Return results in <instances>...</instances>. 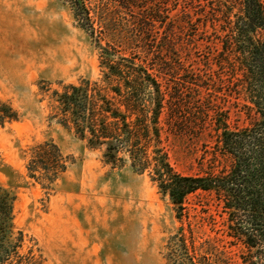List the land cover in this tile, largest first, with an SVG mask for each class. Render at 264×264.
<instances>
[{
  "label": "trees",
  "instance_id": "trees-1",
  "mask_svg": "<svg viewBox=\"0 0 264 264\" xmlns=\"http://www.w3.org/2000/svg\"><path fill=\"white\" fill-rule=\"evenodd\" d=\"M69 1L98 50L100 77L40 87L50 119L100 150L107 164L147 174L178 220L187 218L188 234L182 226L168 242L170 264H264V0H187L208 7L211 52L204 69L187 66L178 51L170 6L179 0ZM183 15L191 22L187 7ZM232 108L249 122L232 125ZM19 119L0 101L1 127ZM177 133L208 138L199 172L183 174L171 163L168 140ZM69 166L59 146L45 141L30 149L26 169L50 187ZM192 196L204 197L201 212L213 231L212 207L224 217L221 238L197 244L207 218L190 219ZM15 201L0 186V264H43L19 255L22 232L13 246L8 242ZM231 247H239L237 261Z\"/></svg>",
  "mask_w": 264,
  "mask_h": 264
},
{
  "label": "rangeland",
  "instance_id": "rangeland-1",
  "mask_svg": "<svg viewBox=\"0 0 264 264\" xmlns=\"http://www.w3.org/2000/svg\"><path fill=\"white\" fill-rule=\"evenodd\" d=\"M170 9L171 29L184 63L204 69L211 52V24L204 18L208 7L179 0ZM166 29H160V37ZM99 77L98 50L75 19L69 0H0V101L20 115L19 121L0 126V186L16 196L8 242L13 246L22 232L19 255H32L43 264H170L168 242L182 226L188 234L187 218L178 220L174 205L147 174H136L129 165L107 164L100 150L88 148L73 131L51 120L49 98L40 92L45 85L58 89L60 84ZM230 121L249 122L234 108ZM45 141L56 143L70 162L50 187L30 179L26 169L30 149ZM207 141L171 134L173 166L183 174L199 172ZM108 186L112 191H106ZM122 191L124 199L118 196ZM113 200L122 203L113 209ZM187 207L192 221L195 216L208 217L201 212L204 197H190ZM211 212L216 229L205 219L197 244L207 237H222L217 232L224 229V217L213 207ZM228 250L237 261L239 247Z\"/></svg>",
  "mask_w": 264,
  "mask_h": 264
},
{
  "label": "bare ground",
  "instance_id": "bare-ground-1",
  "mask_svg": "<svg viewBox=\"0 0 264 264\" xmlns=\"http://www.w3.org/2000/svg\"><path fill=\"white\" fill-rule=\"evenodd\" d=\"M111 186H112V185H111ZM106 191H108V192L112 191L111 187L108 186V187L106 188ZM118 196H121L122 199H124V198L126 197V192H125V191L119 192V193H118ZM121 203H122V200H119V201H114V200H113V203H112V205H113V209H116V208H117V205L119 206Z\"/></svg>",
  "mask_w": 264,
  "mask_h": 264
}]
</instances>
